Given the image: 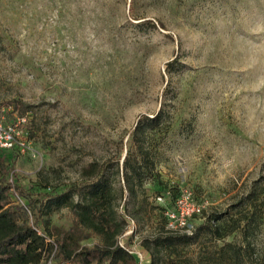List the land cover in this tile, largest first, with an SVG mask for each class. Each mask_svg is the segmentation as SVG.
Masks as SVG:
<instances>
[{"label": "rangeland", "instance_id": "obj_1", "mask_svg": "<svg viewBox=\"0 0 264 264\" xmlns=\"http://www.w3.org/2000/svg\"><path fill=\"white\" fill-rule=\"evenodd\" d=\"M15 101L38 126L36 156L6 151L30 191L62 190L98 161L126 228L120 242L157 264L174 254L222 264L224 241L247 240L201 226L214 212L238 216L257 190L263 215L249 239L264 250V0H0V107ZM163 109L166 128L147 139L153 176L127 185L122 143ZM185 190L202 207L192 232L166 215ZM49 219L54 237L74 224L67 207Z\"/></svg>", "mask_w": 264, "mask_h": 264}, {"label": "trees", "instance_id": "obj_2", "mask_svg": "<svg viewBox=\"0 0 264 264\" xmlns=\"http://www.w3.org/2000/svg\"><path fill=\"white\" fill-rule=\"evenodd\" d=\"M173 66V61L168 63L169 69ZM13 103L12 109L8 107L6 111L8 121L27 116L32 109L30 104ZM165 114L163 109L153 117L143 115L126 147L122 143L118 165L123 168L127 185L134 181L141 187L153 176L156 161L147 139L153 131L166 128L162 124ZM26 126L30 137H34L38 128L36 123L27 119ZM6 151L15 152L0 148V264H50V260L53 264H137L136 256L120 244V237L126 228L115 209L117 195L114 186L104 176L100 162H90L83 170L81 181L62 190L45 185V190L32 192L14 178L15 172ZM10 175L12 178H9ZM16 194L26 200V205L17 201ZM76 195L78 199H75ZM261 203V195L252 190L246 208L238 216H231V220L223 221L224 215L217 212L208 215L201 229L209 226L217 238H225L240 230L247 240L245 244L224 241L216 254L222 264H264V250L256 252L249 239L263 215ZM63 207L73 212L74 224L68 230L57 228L58 233L54 237L49 216ZM91 235H98L100 241L92 246H81L80 241ZM168 247L171 251L176 249L172 243ZM151 259L146 264H157ZM163 264L194 263L174 254Z\"/></svg>", "mask_w": 264, "mask_h": 264}, {"label": "built area", "instance_id": "obj_3", "mask_svg": "<svg viewBox=\"0 0 264 264\" xmlns=\"http://www.w3.org/2000/svg\"><path fill=\"white\" fill-rule=\"evenodd\" d=\"M7 109L9 108L0 107V148L36 156L37 151L32 146L30 133L26 126L27 116H18L14 121H8ZM16 198L17 201L26 205L21 196L16 194ZM175 205V209H167L166 211L169 219V227L172 229H181L185 232H192L193 224L190 220L193 216L202 213L201 205L194 200L191 192L187 190L178 196ZM120 244L128 248L122 242ZM129 250L136 256L137 264H146L148 260L147 254Z\"/></svg>", "mask_w": 264, "mask_h": 264}, {"label": "water", "instance_id": "obj_4", "mask_svg": "<svg viewBox=\"0 0 264 264\" xmlns=\"http://www.w3.org/2000/svg\"><path fill=\"white\" fill-rule=\"evenodd\" d=\"M124 157H125V155H124Z\"/></svg>", "mask_w": 264, "mask_h": 264}]
</instances>
